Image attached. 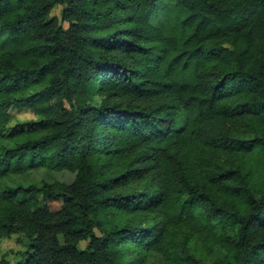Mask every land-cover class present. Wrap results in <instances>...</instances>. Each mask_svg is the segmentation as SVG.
Instances as JSON below:
<instances>
[{
  "label": "trees",
  "instance_id": "16d2710c",
  "mask_svg": "<svg viewBox=\"0 0 264 264\" xmlns=\"http://www.w3.org/2000/svg\"><path fill=\"white\" fill-rule=\"evenodd\" d=\"M204 228L221 264H264V0H0V240H28L17 264L177 260Z\"/></svg>",
  "mask_w": 264,
  "mask_h": 264
},
{
  "label": "rangeland",
  "instance_id": "374dc122",
  "mask_svg": "<svg viewBox=\"0 0 264 264\" xmlns=\"http://www.w3.org/2000/svg\"><path fill=\"white\" fill-rule=\"evenodd\" d=\"M64 8L56 7L52 12V17H57L62 20ZM10 113L15 117L13 125L22 124L25 127L37 121L36 116L27 108H13ZM10 129L7 130V133ZM41 178L48 181H65L71 183L74 180V175L66 172H43L40 174ZM52 210L57 211L61 207L60 202H48ZM187 229L178 230V240L176 243H181L187 234ZM215 230L210 231L204 228L191 241L188 246L184 248L177 247L176 252H179L180 257L173 260V256L155 255L151 258V264H190L188 256L194 254L200 258L203 264H221L222 258L225 256V250L218 244L212 243L215 240ZM217 235V234H216ZM83 243L82 247H85ZM28 240L23 235H14L11 238H4L0 240V260L5 259L12 264L24 263L27 260Z\"/></svg>",
  "mask_w": 264,
  "mask_h": 264
}]
</instances>
